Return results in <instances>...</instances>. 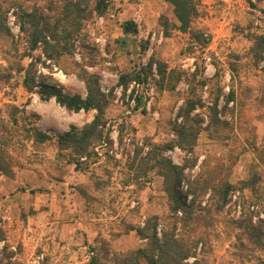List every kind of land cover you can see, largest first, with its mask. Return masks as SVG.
<instances>
[{"label": "rangeland", "instance_id": "374dc122", "mask_svg": "<svg viewBox=\"0 0 264 264\" xmlns=\"http://www.w3.org/2000/svg\"><path fill=\"white\" fill-rule=\"evenodd\" d=\"M9 1L0 3L7 8L13 38L0 39V64L6 65L4 59H21L23 66L32 65L35 87L25 90L21 75L0 87V124L9 130L0 132V137L9 140L6 152L12 167V176L0 175V264H89L95 251L105 262V248L120 253L145 243L133 232L126 233L127 226H142L152 214L166 217L168 203L162 179L151 170L135 180L130 165L146 155L149 142L174 140L179 107L191 96L198 101L193 114L203 118L202 130L192 152L175 146L170 153L173 163L184 166L181 184L186 189L180 190L191 199L188 186L199 175L212 184L228 180L236 189L221 210L211 206L207 191L199 204L205 210L197 213L191 227L179 225V235L203 239L204 245L196 249L200 264H264V250L242 251L246 257L234 254L236 229L231 223L245 210L252 211L253 223L264 220V196L255 205L248 189H238L256 166L264 191V61L256 65L250 50L254 36L264 33V0H201L192 27L203 31L205 45L175 29L164 36L160 18L170 21L172 13L162 0H112L105 14L82 21L71 54L60 56H49L42 45L29 49ZM18 2L26 9L33 6ZM59 7L57 0L50 15ZM127 19L136 24V32L124 37L120 24ZM14 47L15 57L10 58L8 51ZM151 57L179 72L175 89L157 90L153 65L147 82L137 88L131 81L123 92L117 86L119 74L145 67ZM84 72L98 75L103 92L112 90L105 112L111 131L80 172L59 155L56 135L70 125L89 122L94 111H66L53 97L40 99L38 88L53 85L62 93L84 97ZM132 89L143 94L137 110ZM230 89L234 101L225 108ZM215 101L218 118L228 124L204 130ZM9 106L19 108L15 117ZM30 124L52 139L34 142L26 129Z\"/></svg>", "mask_w": 264, "mask_h": 264}, {"label": "trees", "instance_id": "16d2710c", "mask_svg": "<svg viewBox=\"0 0 264 264\" xmlns=\"http://www.w3.org/2000/svg\"><path fill=\"white\" fill-rule=\"evenodd\" d=\"M56 1L23 0V3L33 2V6L29 9L24 8L18 0L9 1V7L14 9L13 15L18 24L19 33L27 37L30 50L42 45L49 56L71 54L73 50L72 40L82 30V21L93 15L102 16L112 2V0H58L60 3L58 11L50 15L54 11ZM162 1L170 6L172 17L176 20V23H173L164 16L160 18L164 36H169L171 31L175 29L181 33H188L190 39L197 44L205 45L203 31L192 27L193 22L199 16L201 0ZM38 2L44 4L37 6ZM6 9L0 3V39L9 41L13 37L6 22ZM120 29L124 37L129 36L136 32V24L127 20L120 24ZM121 43L123 44L122 40ZM253 43L250 49L251 56L254 63L258 65L259 62L264 61V33L255 35ZM12 50L8 51L10 58L15 57L13 54L16 51L15 47ZM4 61L6 65L0 64V87L10 84L15 75H21L22 87L30 92L35 87L33 66H23L21 59H4ZM153 65L158 74V79L155 80L157 90H174L176 83L180 80L179 72L173 68L168 69L165 62L155 57H151L145 67L132 70L130 73L119 74L117 86L125 92L131 81L140 85L147 82ZM231 71L237 73L234 64L231 66ZM82 76L85 86L84 97L79 94L62 93L53 85L40 84L38 88L40 99L48 100L53 97L55 102L66 111H94L93 118L89 122L80 127L70 125L66 131L56 135L59 155L65 157L66 163L73 165L75 171L80 172L87 168V160L96 155L95 148L108 141V133H110L111 127L107 125L105 112L112 99V90L108 93L101 90L98 75L84 72ZM134 93L136 91L132 89L131 96ZM142 98L143 94L137 92L134 97V110L143 104ZM233 101L234 91L230 89L225 98V108L227 104ZM197 104L198 101L192 96L185 99L184 104L179 107L178 117L181 120L179 123H175L172 128L174 140L163 143L149 142L150 148L146 155L138 160L135 158L131 163L130 170L133 171V179H139L141 176L146 177L151 170L162 179L161 188L168 203L169 213L164 218L152 214L145 219L142 226L128 225L125 232H133L138 239L145 240V243L120 253L105 248L103 258H106L105 262L108 264H200L196 249L199 244L204 245L203 239L184 238L179 235V225L189 226L197 213L205 210L199 204L207 191L211 192L213 199L211 206L216 207V210H221L236 186L228 180L212 184L210 178L199 175L189 183L188 192L191 195L189 202L186 201V195L180 190L184 166L173 163L170 153L175 146L187 152L193 151L198 135L202 130L200 125L203 121L200 113L193 114ZM9 108L13 111L11 116L15 117L19 108L16 106H9ZM210 111L208 123L204 130L228 124L225 120L218 118L219 110L216 101L211 106ZM12 121L13 124H17L15 118ZM26 129L28 137L36 143H44L52 139L51 136L38 130L32 124ZM0 132L2 134L9 133L5 124H0ZM8 142L7 138L0 137V175L10 177L12 176V167L6 152ZM139 152L140 150L137 151V154ZM193 165L194 162L189 164L190 167ZM260 181L261 172L256 169V166H253L250 177L242 180L238 186L241 191L248 189L250 202L255 205L260 204L264 196L263 188L259 185ZM207 206L205 205V207ZM178 213L181 215L178 216ZM251 216L252 211L245 210L239 219L231 221L233 228L236 229L232 246L235 249L234 254L238 257H246L242 251L264 250V220L253 223ZM159 224H161L160 235L157 228ZM101 258L99 253L95 251L89 264H106ZM190 258H194L193 261H189ZM262 262L264 263V260Z\"/></svg>", "mask_w": 264, "mask_h": 264}, {"label": "built area", "instance_id": "2783aa9c", "mask_svg": "<svg viewBox=\"0 0 264 264\" xmlns=\"http://www.w3.org/2000/svg\"><path fill=\"white\" fill-rule=\"evenodd\" d=\"M133 86L138 88V87L140 86V84L134 82V83H133ZM180 188H181V189H186V187H184L183 184H181ZM186 199H187V202H188L189 199H190V196L187 195V196H186Z\"/></svg>", "mask_w": 264, "mask_h": 264}, {"label": "crops", "instance_id": "0c3cea01", "mask_svg": "<svg viewBox=\"0 0 264 264\" xmlns=\"http://www.w3.org/2000/svg\"><path fill=\"white\" fill-rule=\"evenodd\" d=\"M121 16V13H120ZM120 21H122L123 19L119 18ZM128 20V19H127ZM170 21L173 23H176V20L173 17H170ZM123 35V34H122ZM124 36V35H123Z\"/></svg>", "mask_w": 264, "mask_h": 264}]
</instances>
